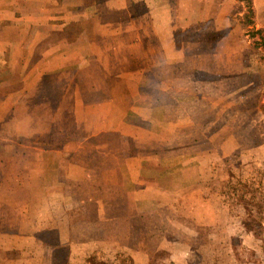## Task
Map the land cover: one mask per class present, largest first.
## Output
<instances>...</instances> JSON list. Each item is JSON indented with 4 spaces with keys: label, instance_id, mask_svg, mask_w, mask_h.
I'll return each instance as SVG.
<instances>
[{
    "label": "crops",
    "instance_id": "obj_1",
    "mask_svg": "<svg viewBox=\"0 0 264 264\" xmlns=\"http://www.w3.org/2000/svg\"><path fill=\"white\" fill-rule=\"evenodd\" d=\"M181 1L0 0V236L23 244L9 250L33 243L66 254L54 264L100 254L143 264L147 252L127 237L143 236L153 212L183 200L221 213L239 166L222 164L215 145L238 134L239 91L227 90L224 124L213 100L223 76L198 62L221 60L225 16L220 8L208 36L207 22L192 21L194 0ZM12 191L22 200L8 201ZM43 208L54 226L43 227Z\"/></svg>",
    "mask_w": 264,
    "mask_h": 264
},
{
    "label": "rangeland",
    "instance_id": "obj_2",
    "mask_svg": "<svg viewBox=\"0 0 264 264\" xmlns=\"http://www.w3.org/2000/svg\"><path fill=\"white\" fill-rule=\"evenodd\" d=\"M175 1V6H180L181 10L184 1ZM252 2L253 26L245 29L240 25V19L246 13L242 2L194 0L191 2L192 6L189 4L193 7L192 21L200 19L207 22L208 36L211 28L209 22L214 21L217 14H220L219 9L223 8L224 23L219 24L223 27L224 40L221 45L222 55L218 56L221 60L216 65L212 60L197 62L199 68L217 71L223 76L217 80L227 87L218 91L213 100L226 108L227 113L223 112L224 124L228 121L225 115L230 113L227 106L231 102L227 90L232 83L238 87V134L230 138L224 133L223 139L217 140L215 146L222 152V164L232 167L238 165L239 173L231 182L224 183L226 187L224 186L220 199L216 200L217 204L223 202L220 214L214 212V206L187 204L180 199L184 204L176 203L153 212L154 221L144 220L141 226L144 235L127 237V241L133 246H139L147 252L148 262L143 264H264V0ZM177 15L176 11V21ZM180 17V22H183L182 12ZM231 19H234L235 25L228 28L227 21ZM254 44H259L258 48ZM206 49L208 54L210 52L209 55L214 54L216 45H209ZM217 49L219 51L220 46ZM193 67L190 64V68ZM237 70L238 75H235ZM202 79L205 84L210 82V78ZM211 110L214 111L212 108ZM200 112L202 119H207L208 129L212 126L210 121H215V116L210 113L207 105ZM208 115H212L210 121L206 118ZM223 127L225 128L224 125ZM211 128L214 136L213 127ZM214 143L212 141L206 147ZM230 153L233 154V159L230 158ZM15 176L7 178L11 187L21 179V175ZM12 192L13 198L8 201L15 204L22 200V196ZM38 208V205H34V211L31 210L33 216L38 213ZM82 210L73 209L76 220H80ZM40 213L43 214V227L53 225L47 208H43L37 215L41 216ZM250 219L256 224L250 222ZM14 221L15 219L11 220V223ZM245 233L253 235L255 239H248ZM12 247L22 249L23 244L21 245V240L0 236V264H54L55 260L61 262L66 257L63 254L55 259L50 247L39 244L26 245L29 248L27 253L9 250ZM132 258L131 254H122L120 257L117 254L109 258L100 254L88 258L87 263L133 264Z\"/></svg>",
    "mask_w": 264,
    "mask_h": 264
},
{
    "label": "trees",
    "instance_id": "obj_3",
    "mask_svg": "<svg viewBox=\"0 0 264 264\" xmlns=\"http://www.w3.org/2000/svg\"><path fill=\"white\" fill-rule=\"evenodd\" d=\"M239 2L244 3L245 8H246V13L242 16V18L240 19V25L242 28H248V27H252L253 26V10H252V0H237ZM259 32V31H258ZM259 44H254L255 48H258ZM264 114V112H263ZM239 184V183H238ZM255 205H258V203L252 202ZM264 205V204H263ZM254 220L250 219V222H252L253 224H256L255 222H253ZM251 224V225H253Z\"/></svg>",
    "mask_w": 264,
    "mask_h": 264
}]
</instances>
